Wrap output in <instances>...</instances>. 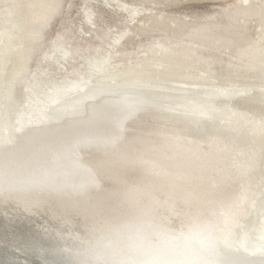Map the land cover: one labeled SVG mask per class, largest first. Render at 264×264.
I'll list each match as a JSON object with an SVG mask.
<instances>
[{"label":"bare ground","instance_id":"obj_1","mask_svg":"<svg viewBox=\"0 0 264 264\" xmlns=\"http://www.w3.org/2000/svg\"><path fill=\"white\" fill-rule=\"evenodd\" d=\"M55 3L56 0H34L22 10L27 31L12 28L17 25L16 22H10L8 27L0 28V67L2 61H10L12 65L4 69L3 75L0 76V172L8 174L23 167L51 163L54 160L56 179L47 185L34 187L3 183L0 184V194L3 195L1 190H7L8 187L20 191L21 205H18L23 210L25 208V212L22 210L25 218L31 216V204L48 211L58 224L64 222L66 226L61 232L59 226L54 225H48L45 229L58 233L61 240H66V235L68 241L87 250V245L80 237L82 231L92 234L93 237L109 238L105 243L110 245L103 248L104 262L96 259L94 264L108 262L107 255L113 256L114 253V256H125L122 239L132 230L149 224L178 228L194 219L228 226L225 232L226 246L221 248L218 255L220 264L244 262L246 259L238 258H233L232 262L229 256L239 254L236 243L241 244L245 237L247 238L246 232L243 235V231L247 230L259 207L264 204V170L261 171L260 165L250 176L251 179L246 181L243 175L238 173L242 170L233 166L241 151L256 152L264 148V121H258L257 125L253 124L255 127H251L250 120H247V124L244 123L243 126L241 120L235 117L236 113L229 107H216L198 101L188 103L190 109L182 108L178 111V114L184 110L188 112L179 114L182 120L176 117L175 111L169 106L141 105L138 109L118 110L117 113L100 112L98 119L95 115L94 121L78 125L74 131L65 128L64 132L28 148L21 154L20 159L14 160L17 162L7 160L11 129L6 125L8 118L3 99L12 93L13 79L18 78L24 71L31 41L38 36L42 25L47 23L50 14L55 10ZM59 50L58 48L56 51ZM108 56L103 57L101 61L105 63L110 80H116L126 74L139 73V67L135 66L131 67V70L115 68ZM175 76L177 79H192L179 72ZM78 80L82 81V91L72 99L65 103H58L55 97L52 99L55 100L54 107L59 116L71 120L76 116L74 109H85L88 103V107L93 108L117 104L114 98L107 97L105 89L86 90L85 76L79 74ZM256 90L259 96L256 101L262 106L263 100L259 98L261 94L264 96V91ZM26 95L33 97L30 91ZM241 95L243 94H237L236 97ZM249 96L250 94L242 99L250 102ZM235 101L238 100L230 99L229 106L233 108ZM213 114H218L214 116L218 119L204 118L200 125H190V121L185 119L187 115L194 118ZM228 114L234 118V123L231 118L228 120L231 130L223 129L224 125L215 121L226 118ZM31 133L30 138L36 136V133ZM13 192L17 191H11L10 194ZM250 200L251 204L255 202V205L251 212V204L249 205L244 219L241 217V211ZM259 202L261 205H258ZM242 220L244 222L238 228ZM25 228L31 231L33 227ZM0 233L2 246L12 248L10 253L17 248L16 253L21 252V255L27 257L28 254L21 248L31 245L35 249H46L43 254L48 258L57 253L60 260L64 256L69 259V254L63 251L61 246L65 241L60 240L59 244L55 245L34 239L33 233L30 235L23 229L18 230L1 219ZM262 236L264 237V234ZM24 240L28 244H25ZM227 248L230 250L226 253ZM83 253L86 255L82 254L80 258L84 261L73 256L70 258L77 264L86 263L87 257L93 258L87 251ZM251 258L258 260L254 256ZM53 259L56 260L55 257ZM23 261L29 260L25 258Z\"/></svg>","mask_w":264,"mask_h":264},{"label":"rangeland","instance_id":"obj_2","mask_svg":"<svg viewBox=\"0 0 264 264\" xmlns=\"http://www.w3.org/2000/svg\"><path fill=\"white\" fill-rule=\"evenodd\" d=\"M33 2L0 0V28L16 22L12 28L27 31L22 10ZM55 4L56 17L48 19L31 41L24 71L11 80L12 93L3 99L11 129L8 161L65 128L74 131L94 121V110L117 113L154 104L181 111L198 101L229 107L243 126L247 120L251 127L264 121V101L262 106L256 101V89L264 91V0H56ZM106 56L115 68L135 66L139 73L110 80L101 61ZM178 72L192 79H177ZM79 74L87 78L86 90L105 89L117 104L93 108L87 102V108L74 109L71 120L59 116L52 99L65 103L80 93ZM29 91L33 97L26 95ZM240 93L250 94L251 101L231 97ZM131 95L135 97L128 98ZM230 99L238 100L233 108ZM231 117L215 121L220 125ZM31 132L36 136L30 138ZM254 217L243 231L256 242L250 250L264 244L260 241L264 204ZM236 244L240 258L250 259L241 264H264ZM16 255L12 262H26L21 252Z\"/></svg>","mask_w":264,"mask_h":264},{"label":"water","instance_id":"obj_3","mask_svg":"<svg viewBox=\"0 0 264 264\" xmlns=\"http://www.w3.org/2000/svg\"><path fill=\"white\" fill-rule=\"evenodd\" d=\"M53 14L54 13H52L51 16L49 17L50 20L56 17L55 14L54 15ZM96 17H97V15L94 13V15L92 16V20L93 21L96 20ZM5 35H3V36H5ZM13 39H14V37H13ZM1 41H2V39L0 40V43H1ZM69 53H67V56L70 55ZM9 66H12L10 64V61L4 62V63L2 61V65L0 67V76L3 75V70L4 69L6 70ZM246 96L247 95H243L240 97H246ZM131 97H135V96L131 95L128 98H131ZM231 97H233V96H231ZM214 98L215 97H213V99ZM235 98H237V97H235ZM235 98H233V99H235ZM226 99H228V96ZM259 99L264 101V96H262V94H261ZM163 100L164 101L166 100V102L174 101V100H169V99H163ZM101 107H104V106L103 105L99 106V108H101ZM94 111L97 112V110H94ZM96 112H95V114H96L97 119H98L100 114L96 113ZM175 113H176V117L180 118L181 120H182V118L180 115H183L184 113L188 114V112L185 110L183 112H181V114L179 113L180 115L178 114V111L177 112L175 111ZM214 116H218V114H213V115L206 116V117L202 116L203 118L202 117H194V118L190 117L189 118V116L187 115L185 119H188L187 121H190V125H195V124L200 125L203 122L202 119H204V118L216 119L217 117H214ZM231 120L233 121L234 118L231 117ZM222 122H224V121H222ZM226 122H227V124L224 122L223 124H220V125H224L223 129L231 130L230 126H228L231 124L230 121L226 120ZM233 123H234V121H233ZM241 123H243V122H241ZM231 127H232V125H231ZM243 129L246 130V127H244ZM191 130H192V128H191ZM254 152H255V150L254 151L248 150L246 153H245V151H243V152L241 151L240 155L237 157V160L234 163L235 165L233 166L236 169L242 170V172H238V173H241L246 181H249V179H251L250 176L253 174V172H255L257 170V168L259 169L260 165L262 167L261 171L264 170V148H262L259 151H256L255 153ZM260 152L263 154H261ZM247 154H252V155L248 156ZM17 158L20 159V156ZM259 159H260V164H259ZM15 162H17V161H13L12 163H15ZM263 180H264V178H263ZM263 188H264V184H263ZM1 191L4 194L3 195L0 194V208L6 207L5 209L0 210V219L1 220L8 222L11 226L16 227V229H18V230L23 229L24 231H26L30 235H32V233H33L34 239L37 238L40 241L42 240L44 242L54 243L55 245L59 244V241L62 238H60L58 233L52 232L50 230H45V229L47 228L48 225H54L56 227L59 226L58 228H60V232H61L62 230H64V228L66 226L64 222H61L58 224L57 220H55L48 213V211H46V210L44 211L42 208H40L38 206L31 205V204H29V209H31L30 210L31 216H28L27 218H25V213L24 214L22 213L23 211L25 212V208L23 210L22 207H19V205H21L20 191H18L15 188H9V187L7 190H1ZM11 191H17V192L16 193L13 192L10 194ZM251 203H252V200H250V202L248 201L244 205L243 210L241 211L243 214L241 217L244 218L247 215V214L245 215V213L247 212V209L249 208V205ZM6 205L9 206V208H7ZM254 205H255V202L250 205V211L249 212H251L253 210ZM245 207H246V210H245ZM240 218H238V220ZM243 222H244L243 220L240 222V224L238 225V228L241 227ZM25 227H33V228L30 231V230H27V228H25ZM51 233H52V236H51ZM82 233L83 234H80V237L82 238L81 240L84 241L85 244L87 245V250L80 245H76V244H73L70 241H68L69 238H66V235H64V238L66 240H61V241H65L67 243V244H65V242H64L61 246H62V250L69 254L68 255L69 259L64 256L60 260V258H59L60 256H58L57 253H55L54 254L55 256H52V258H50V257L48 258L43 254V252L47 251L46 249L42 250V249H39V247H37V249H35L31 245H27L26 246L27 248L23 247L21 249L26 251L28 256L25 258H26V260H29L28 262H30L31 264H77L76 261L75 262L72 261L73 259L70 258V256H73L74 258L77 257V258H79L80 261H84V259H82L80 257L82 256V254H84L83 252H85V251H87V253H89V256H93V258L87 257L86 263H83V264H94L96 262V259L98 261L100 260V262H102V261L104 262V260L102 259L103 257H105L103 248H105L106 245H110V243H108V242L105 243V241H107L109 238H101L99 236L93 237L92 234L89 235L88 233L86 234L83 231H82ZM39 237H42V238H39ZM48 237H52V239L48 238ZM72 237H74V236H72ZM230 240H231V238H230ZM260 241H262L264 243V238H261ZM24 242H25V244H28V242H26L25 240H24ZM254 243H256V242L252 240L251 235L247 234V238L245 237V239L243 240V243H241V246H240L241 252L242 251L249 252V254H251V256H254V258H256L258 260H264V244H262L263 246L261 248H255L254 250L252 248V250H253L252 251V250H250V248H251V246L252 247L254 246ZM261 243H258V244H261ZM2 245H3V242L0 240V264H22V263L11 262V259H13V257L17 254L16 253L17 248L16 249L14 248L15 251L10 253L12 248H3ZM228 250H230V248L225 249L226 253ZM33 253H37V254H33ZM85 255L86 254H84V256ZM241 255L242 254H231L230 256L229 255L228 256L231 258L232 262H234L233 258H236V259L238 258L239 260L240 259L250 260L248 258H240ZM107 256L108 257L106 260H108V262H105L106 264H109L110 262L115 263V264H120V261L124 258V256L121 254H120V256L118 254H117V256H112V255H107ZM246 256H248V255H246ZM53 257H55L56 260H54ZM84 258L86 259V257H84ZM23 264H26V263H23Z\"/></svg>","mask_w":264,"mask_h":264},{"label":"clouds","instance_id":"obj_4","mask_svg":"<svg viewBox=\"0 0 264 264\" xmlns=\"http://www.w3.org/2000/svg\"><path fill=\"white\" fill-rule=\"evenodd\" d=\"M55 161L0 172V184L44 186L56 179ZM227 225L190 220L178 228L149 224L130 231L122 239L125 252L120 264H220Z\"/></svg>","mask_w":264,"mask_h":264}]
</instances>
